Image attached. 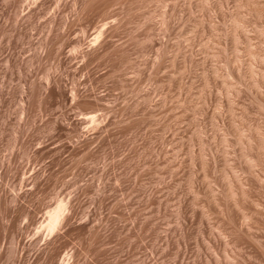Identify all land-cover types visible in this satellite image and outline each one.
Masks as SVG:
<instances>
[{
    "label": "rangeland",
    "instance_id": "1",
    "mask_svg": "<svg viewBox=\"0 0 264 264\" xmlns=\"http://www.w3.org/2000/svg\"><path fill=\"white\" fill-rule=\"evenodd\" d=\"M0 264H264V0H0Z\"/></svg>",
    "mask_w": 264,
    "mask_h": 264
},
{
    "label": "bare ground",
    "instance_id": "2",
    "mask_svg": "<svg viewBox=\"0 0 264 264\" xmlns=\"http://www.w3.org/2000/svg\"><path fill=\"white\" fill-rule=\"evenodd\" d=\"M64 208L63 207H61V211L63 210ZM57 210H59V206L55 209V212H57ZM55 212H53V214H55ZM60 215H61V213L60 212H58L56 215H54L53 216V223H54V225L53 226H55L56 224L55 223H57V221L59 220V218H60ZM51 228L53 227L52 226V223H51Z\"/></svg>",
    "mask_w": 264,
    "mask_h": 264
}]
</instances>
